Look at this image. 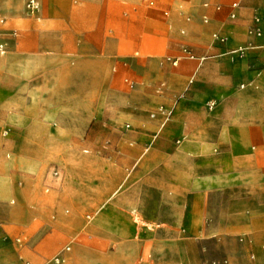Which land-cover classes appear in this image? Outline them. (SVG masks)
<instances>
[{"label":"crops","instance_id":"1","mask_svg":"<svg viewBox=\"0 0 264 264\" xmlns=\"http://www.w3.org/2000/svg\"><path fill=\"white\" fill-rule=\"evenodd\" d=\"M40 1L53 7V2ZM110 1L121 4L119 0H103ZM157 1L165 16L174 12L180 19L184 17L187 24L193 21L190 49L197 58L219 56L249 42L256 48L235 63L227 56L209 57L201 65L197 60L182 58L178 66H173L176 68L167 63L162 73L165 82L151 89L152 95L137 104L140 110L154 113L131 118L129 129L124 131L121 126L125 119L115 118L111 122L116 131L114 142L103 156L81 157L68 143L56 141L53 151H18L12 164L26 172H38L48 160H55L68 176L65 188L76 199L105 204L96 221L101 232L118 243L109 252L89 249L85 256L88 264H202L205 260L229 257L214 258L213 238L217 235H243L237 251L229 250L233 263L264 264V0ZM235 3L237 6L233 7ZM148 6H154V1ZM256 14L261 18L260 38L248 35ZM213 30L227 36V44L212 39L207 48V34ZM107 56L104 52L96 57L99 75L106 70L107 59L122 57L118 52ZM130 64L141 78L156 80L160 75L151 62L144 67L131 57ZM45 91L41 86L35 101L20 88L0 92V119L10 111L20 118H29L31 108L58 105L59 99ZM185 92L182 99L175 101ZM210 103H214L213 114L206 110ZM167 111H172L170 117H166ZM39 115L43 117L45 112L40 111ZM5 130L10 131L4 128L3 136ZM55 137L62 139L58 134ZM10 167L5 164L0 176V197L12 192V180L19 175ZM54 169L61 174L57 181L51 176ZM74 181L80 183L76 185ZM62 183L61 169L51 167L45 192L59 189ZM123 186L133 188L134 195L118 196ZM154 190L160 193L162 204L158 221L163 227L159 233L166 238L138 244L133 238L140 228L130 215L141 210L143 204L154 202L148 194ZM144 219L147 224H154L148 216L144 215ZM17 223L10 214L5 221L0 219V236L12 239L19 227ZM58 223L55 225L63 230L79 225L71 218ZM63 239V232L57 234L52 246ZM207 244H212L213 250L207 252ZM76 258L77 253L70 255L72 263Z\"/></svg>","mask_w":264,"mask_h":264},{"label":"rangeland","instance_id":"2","mask_svg":"<svg viewBox=\"0 0 264 264\" xmlns=\"http://www.w3.org/2000/svg\"><path fill=\"white\" fill-rule=\"evenodd\" d=\"M2 1L0 19L4 22L0 24V33L5 53L0 54V92L20 88L35 101L38 89L43 86L44 93L59 102L41 109L31 108L29 118H20L10 111L6 118L0 119V176L8 163L10 171L19 174L12 180V192L0 197V219L5 221L10 214L19 226L12 239L0 236V264H56L58 256H64L65 262L61 264H88L85 256L89 249L109 252L118 243L98 227L96 219L105 204L76 199L65 188L68 176L55 160H48L38 172H26L12 163L18 151H53L56 141L68 143L81 157L103 156V151H108L114 142L115 118L125 119L121 126L124 131L129 129L131 118L154 113L140 110L137 104L152 95L151 89L165 82L162 76L168 63L165 59L181 56L183 44L191 48L193 21L187 24L184 17L180 19L174 12L165 16L157 0H119L120 5L103 0H45L53 2L51 8L39 0L40 9L34 15L26 11L27 0H14L7 5ZM150 1H154V6H148ZM216 31L207 34L204 44L207 48ZM169 39L175 43H169ZM104 52L109 54L107 57L114 52L122 57L107 59L106 70L99 75L96 57ZM77 56L80 59H75ZM131 57L144 67L149 62L155 64L159 77L156 80L139 77L130 64ZM171 67L176 68L172 64ZM185 94L178 95L175 101ZM206 110L209 114L214 112L208 106ZM40 111L45 112L43 117ZM6 127L10 131L4 137L2 131ZM68 130L71 134L66 133ZM56 134L62 139L57 140ZM53 166L63 172V183L59 189L46 193L48 171ZM148 194L154 202L143 204L141 210L130 215L140 228L133 238L138 244L162 242L166 238L159 233L163 227L158 221L162 208L160 193L154 190ZM119 195H134V189L123 186ZM144 215L154 224H147ZM65 218L75 219L79 225L63 230L58 222ZM61 232L64 239L52 246ZM242 236L214 237V258L227 255L233 262L229 250L237 251V246L243 243L239 241ZM67 246L71 247L68 252L64 251ZM205 246L207 252L213 250L212 244ZM73 253H77L74 263L70 260Z\"/></svg>","mask_w":264,"mask_h":264},{"label":"built area","instance_id":"3","mask_svg":"<svg viewBox=\"0 0 264 264\" xmlns=\"http://www.w3.org/2000/svg\"><path fill=\"white\" fill-rule=\"evenodd\" d=\"M236 6H237L236 3L233 4V7H236ZM39 9H40L39 0H27L26 11L29 14L34 15L35 13H37L39 11ZM232 17H234V16L232 15ZM204 21L207 22L206 19H204ZM3 22H4V20L0 19V24H2ZM260 24H261V18L259 15L256 14L253 18V24L248 30L249 37L260 38L263 35V30H262ZM182 34H184V32H182ZM212 37H213V41L217 42L219 44H227V42L229 40L227 36L222 35L220 33H214ZM255 48H256V46L252 42H249L248 44H246L244 46H240L238 48L226 51L225 53H223L222 55H219V56H227L232 63H235L236 61L244 59L247 56L248 52L255 49ZM3 53H5V45L3 43L2 35L0 33V54H3ZM182 58H187L190 60H197L199 62V65H201L202 63H204L206 60L209 59V57L197 58L195 56V54L188 47L184 46L182 48V55L181 56H179V57H167L165 59V61L168 63H171L172 66H178V64ZM241 88H244V85H242ZM208 108H209V110H213L214 103L208 104ZM171 115H172V111H169L166 114V117H170ZM3 134H4V136H8L9 130H5ZM51 176L56 181L61 178V174L57 169H54L51 172ZM47 191H49V188H47ZM239 241L243 242L244 239L240 238ZM70 250H71L70 246H67L64 249V251H66V252H68ZM55 262H56V264L64 263L65 262L64 257L63 256L56 257ZM202 264H235V263L231 262L227 257H222L220 259L205 260Z\"/></svg>","mask_w":264,"mask_h":264}]
</instances>
